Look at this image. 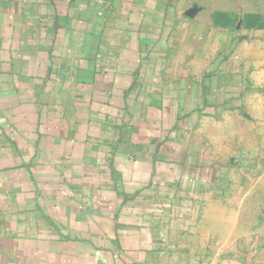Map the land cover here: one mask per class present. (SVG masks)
<instances>
[{
	"label": "crops",
	"instance_id": "crops-1",
	"mask_svg": "<svg viewBox=\"0 0 264 264\" xmlns=\"http://www.w3.org/2000/svg\"><path fill=\"white\" fill-rule=\"evenodd\" d=\"M0 264H264V0H0Z\"/></svg>",
	"mask_w": 264,
	"mask_h": 264
},
{
	"label": "rangeland",
	"instance_id": "rangeland-1",
	"mask_svg": "<svg viewBox=\"0 0 264 264\" xmlns=\"http://www.w3.org/2000/svg\"><path fill=\"white\" fill-rule=\"evenodd\" d=\"M234 4L233 3H227V1L223 2V4H220L219 6H224V9H231V7L233 6ZM243 5V4H241ZM246 6H248V4H245ZM245 6V7H246ZM249 7V6H248ZM242 9V8H241ZM244 9H247V8H244ZM224 22H226V24H228L229 26H225L227 29H226V45L231 43V44H234V43H239L240 41H243V39L245 37H248V36H245V35H241V36H238L236 34H234V30L232 28L233 26V20L232 18H227L225 20H223ZM247 21V20H246ZM235 23H237V20H235ZM243 37V38H242ZM240 39V40H238ZM232 52L230 51H225V60L227 61L228 60V56L230 58Z\"/></svg>",
	"mask_w": 264,
	"mask_h": 264
}]
</instances>
